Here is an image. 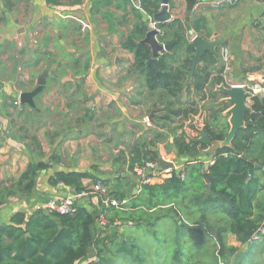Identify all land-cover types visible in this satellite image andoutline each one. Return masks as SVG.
I'll return each mask as SVG.
<instances>
[{
  "label": "crops",
  "instance_id": "1",
  "mask_svg": "<svg viewBox=\"0 0 264 264\" xmlns=\"http://www.w3.org/2000/svg\"><path fill=\"white\" fill-rule=\"evenodd\" d=\"M167 1L168 16L173 21L160 28L153 17L162 9L163 0H0V183L12 184L31 161L49 165L38 174L29 196L9 198L0 206V225H7L17 212L29 216L37 210L44 211L49 199L74 193L72 187L50 184L57 172H89L106 181L108 191L126 194L130 187L131 195H126L131 198L143 185L138 178L135 181L122 175L134 176L137 164L132 173L128 168L137 150L154 152L164 162L171 159L176 165L184 164V180H188L194 165L200 166L196 176L208 174L215 146L206 145L194 158L166 149L173 137H183L187 142L197 138L206 124L209 130L220 132L214 120L222 99L219 85L208 83L201 94L185 87L178 103L171 106L164 96L146 89L144 79L132 69L134 55L125 44L132 35L137 42H144L149 30L157 31L155 42L159 45L168 44L174 39L173 28L179 25L185 42L191 32L208 41L218 40L216 50L229 49V70L223 74L220 60L210 70V81L219 75L225 84L264 86V4L241 0L234 7L211 10L202 6L193 10L199 0ZM141 24L145 32L139 37L134 30ZM30 33L34 40H29ZM190 42L189 39L187 43ZM146 44L152 57L151 46ZM49 61L48 76L33 98L34 108L15 106L19 94L37 89V77L47 69ZM176 110L180 114L172 113ZM224 112L218 118L226 122ZM33 138L38 143L37 152ZM50 156L57 161L50 162ZM249 164L254 168L251 177L259 181L263 194L264 167ZM92 166L99 173L92 172ZM118 175L122 178L120 185L114 181ZM168 178L151 184L152 179L148 184L161 185ZM90 182L84 180L83 186L89 187ZM203 186L207 187L205 179ZM198 194L188 188L185 196ZM97 206L91 194L79 202V207L93 213ZM163 207H159L160 211ZM184 208V216L188 210L201 217L202 205L187 199ZM212 213L220 217V227L229 224L224 215L214 209ZM169 221V216L164 215L156 228ZM125 224L120 227L123 234L126 228L128 232L136 228ZM148 233L156 238L162 236L152 229ZM254 244L257 242L250 245Z\"/></svg>",
  "mask_w": 264,
  "mask_h": 264
},
{
  "label": "trees",
  "instance_id": "2",
  "mask_svg": "<svg viewBox=\"0 0 264 264\" xmlns=\"http://www.w3.org/2000/svg\"><path fill=\"white\" fill-rule=\"evenodd\" d=\"M163 25L161 24L160 28H163ZM173 29L174 39L168 44L174 41H177V44L172 53L165 52L158 57L159 73L157 75L152 66L146 65L151 58L148 45L137 42L133 35L125 44L126 49L134 55L132 69L144 79L146 89L164 96L171 106L178 103L179 94L184 92L185 87L192 88L196 94H201L208 83L217 85L223 83L219 75L213 79V82L210 81V70L218 62L217 54H205L199 60L201 64L192 68L194 47L187 41L185 42L184 37L180 35L181 26L178 25ZM144 32L143 24L134 30V34L139 37ZM170 98L173 99L172 102L169 101ZM218 105L214 120L220 132L209 130L207 124L202 128L211 141H222L229 128L227 121L218 118V114L224 112L228 105L220 101ZM250 107L253 112L263 114L255 120L252 126L237 132L230 148L223 147L216 150L214 162L207 170L210 184L208 195L205 194L207 187L203 186L205 177L196 176L200 171V166L194 165L188 180L180 181L173 175L161 185H143L140 192L131 198H128L124 192L119 193V190H107V197L118 202H125L118 208H105L101 203L102 197L95 195L98 203L96 213L83 207H79L72 216L50 215L42 210H37L29 216L17 212L12 215L7 225H0V264H116L115 257L112 256L117 257V255L121 257V260L123 258L125 262H131L132 249L139 251L140 248L132 241L124 239L117 246L115 245L116 250H110L108 244L113 239L105 237L106 231L113 227H124L125 223H128L138 229L151 228L156 233L158 229L155 224L164 217L159 207L175 202L176 195L182 191H184V199L178 204L180 205L179 210L174 208L167 210L177 218L175 219L176 242L180 240L183 230H188L181 212L183 214V209H185L184 200L189 199L191 203L194 201L202 205L203 209L199 212L202 219L212 207L214 212L224 215L229 221L228 225L218 226V231H214V228L206 230L210 233L209 237L217 241L219 256L225 255V244L221 234L234 236L240 245L248 244L252 233L264 223V197H262L264 193L260 192L262 186L259 185V181L251 177L254 168L249 166L250 162L264 167V100L258 97L251 98ZM172 113L178 115L180 111L176 110ZM198 137L200 138V135L189 142L183 137H173L171 146L167 147L166 151L171 152L170 149H174V152L179 155L194 158L208 147L201 144ZM32 145L34 151L37 152L38 143L35 138L32 139ZM224 154L226 156H223ZM157 159L158 156L154 152L137 150L134 152L128 171L132 173L136 164L140 166L146 161ZM49 160L50 162L57 161V158L50 156ZM48 168V163L34 160L12 184L5 186L0 183V206L5 204L9 198L29 196L34 189L38 174ZM91 171L99 173L95 166L91 167ZM86 179H89L90 183L96 181V177L89 172H57L50 179V184L72 187L76 192H81L87 190L83 186V181ZM121 180L119 175L114 179L118 185ZM102 183L107 189L106 181ZM188 188L193 189L194 194L199 193L198 196H185ZM172 193L174 194L173 199L170 198ZM99 210L107 222V226L102 230L98 229L95 222ZM200 230H202L201 226L194 231L199 236L204 235ZM190 231L193 232V229ZM125 232H128V228L124 230ZM207 233H205L206 236ZM107 239L108 243H106ZM228 252L234 254L236 249L229 248ZM142 253L143 249L140 251V254ZM181 255H183L182 250L175 249L172 252L173 264H181ZM184 258H186L185 254ZM141 261L140 259L139 262Z\"/></svg>",
  "mask_w": 264,
  "mask_h": 264
},
{
  "label": "rangeland",
  "instance_id": "3",
  "mask_svg": "<svg viewBox=\"0 0 264 264\" xmlns=\"http://www.w3.org/2000/svg\"><path fill=\"white\" fill-rule=\"evenodd\" d=\"M190 37L192 36L189 35L188 38H185L187 42ZM218 62H220L219 58ZM164 179V177L155 178L151 184L158 183L160 180ZM126 194L131 195L130 187L127 188ZM176 197L177 198L175 199V202H172L173 205L172 203H169L162 209L164 212L161 213V215L169 216L170 221L169 223L159 224V228H157L158 230L156 229L158 234H162V236H158L160 239L152 237V235L148 233L149 230L151 231V229L147 227H141L139 229L133 228L124 234L122 233V228L120 227H113L106 231L105 237L108 239H113V241L108 244L110 250H116L115 245L117 246L124 239L127 241H132L140 248L139 251L132 249L130 254L132 257L131 262H125L123 258L121 260L119 255H117V257L112 256L113 258L115 257L114 262L116 264H173L172 252L175 249L183 251V255L180 257L181 264H264V239L258 241L257 244L252 246H249L248 244L240 245L238 242H236L234 236L225 233L221 234L225 244V255L219 256L216 246L217 241L211 239L209 237L210 233H207L206 231L208 228L211 230L214 228V231H218L217 228L221 222L219 219L220 217L212 213L213 208L209 209V213L212 214H209L206 219H202L200 216L194 213L193 215L192 212L189 213L187 210L185 224L188 230H183L180 240L176 242L175 233L172 235L170 230L172 232L177 231L175 225V219L177 218H175L171 213H168L167 210L172 206L175 207V210H179L180 205L178 204L182 203L184 199V191L177 194ZM170 198H174L173 193L170 195ZM183 214L181 212L184 222ZM169 224H171L170 227ZM200 226L202 228L200 231L204 233L202 236H199L198 233L194 231ZM190 229H193V232L190 231ZM205 233H207V236ZM108 239L106 240L107 242L105 241L106 243H108ZM229 248H235L236 252L234 254H230L228 252ZM142 249L143 253L140 254ZM184 254L186 258H184ZM140 259L142 260L141 262H139Z\"/></svg>",
  "mask_w": 264,
  "mask_h": 264
},
{
  "label": "water",
  "instance_id": "4",
  "mask_svg": "<svg viewBox=\"0 0 264 264\" xmlns=\"http://www.w3.org/2000/svg\"><path fill=\"white\" fill-rule=\"evenodd\" d=\"M167 0H163V7L160 12H158L153 20L157 23L163 24L166 20L169 19L167 12ZM147 28L150 29L149 25ZM157 31L149 30L146 35V39L143 44H150L152 50V57L146 62V65L152 66L154 69L155 75L159 73L157 59L159 56L163 54V52L172 53L173 47L176 44V41L169 44H161L159 45L155 42V36L157 35ZM190 44L194 47V55L192 57V68L198 64L199 60L205 54H216V47L219 45L218 40L208 41L199 36L192 35ZM147 45V44H146ZM51 62L49 61L47 64V69L44 70L37 77V89L28 93H22L19 96V101L21 105H28L30 108H34L33 98L39 93L41 87L44 85L45 79L48 76V68H50ZM218 91L222 93V99L220 103H225L229 105L228 109L222 114L223 117L227 119L228 123V131L226 132L222 141H211L210 137L206 134V132L202 129L199 132L200 138L199 141L203 145H212L215 146L211 150L216 152V149L223 147H231V142L234 139L235 135L238 131L243 128H247L253 125V122L256 118H259L262 113L253 112L251 107L248 105L247 98L249 97L248 92L240 86L229 87L225 83H222L218 86ZM159 166L162 168L171 167L172 164H166L162 159H159ZM251 167L252 165L249 164ZM208 165H205V169H207ZM131 177L135 181L137 177L131 176L130 174L122 175V177ZM207 182V193H210V184H209V176L207 173L204 175Z\"/></svg>",
  "mask_w": 264,
  "mask_h": 264
},
{
  "label": "built area",
  "instance_id": "5",
  "mask_svg": "<svg viewBox=\"0 0 264 264\" xmlns=\"http://www.w3.org/2000/svg\"><path fill=\"white\" fill-rule=\"evenodd\" d=\"M241 0H199L198 3L195 4L193 10H198V8L202 6H206L211 10H218L224 7H234L236 6ZM257 4H264V0H255ZM161 11V10H160ZM159 11V12H160ZM173 20L168 19L163 23H171ZM193 35V34H192ZM35 36L33 33L29 34V40H34ZM192 37H190L191 41ZM23 42H18V46L21 47ZM218 57L222 63V71L223 74L229 70L230 63L232 61V56L227 47H220L217 49ZM224 76V75H223ZM225 83V82H224ZM227 86H240L243 87L249 94L247 98L248 105L251 104V98L260 96L264 98V86L260 85L259 83H253L251 85H232L230 83H226ZM20 95V94H19ZM14 105L21 109V104L19 101V97L14 101ZM164 161V160H163ZM166 164H172L171 167L162 168L159 166V159L155 161H146L140 166H136L134 169V175L138 178L139 182L144 185L151 182L152 179L158 177H169L171 178L175 175L180 181H184L185 179V168L184 164L176 165L171 162L170 159H167L165 162ZM101 178H97L96 181L90 184L87 187V190L72 193L71 195H67L61 198H52L49 199L45 205L44 212L50 215H67L72 216L76 213L79 208V202L83 199H86L89 194L91 195H98L102 197L101 200L102 205L106 207H114L118 208L124 202H118L115 199L107 197V189L104 187ZM60 185V184H59ZM89 191H92L89 193ZM100 211V210H99ZM96 225L98 226L99 230L104 229L107 226V222L104 218L102 212H97L96 215ZM264 239V223L260 224L256 230L252 233L250 239L248 240V244H253L255 242L261 241ZM85 264V263H82Z\"/></svg>",
  "mask_w": 264,
  "mask_h": 264
}]
</instances>
